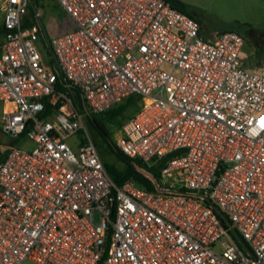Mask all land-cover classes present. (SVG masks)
<instances>
[{"label": "built area", "instance_id": "obj_1", "mask_svg": "<svg viewBox=\"0 0 264 264\" xmlns=\"http://www.w3.org/2000/svg\"><path fill=\"white\" fill-rule=\"evenodd\" d=\"M40 1L0 0V264H264V58L245 33L169 0H56L74 27L47 63ZM132 97L109 139L159 166L152 188L118 185L87 126Z\"/></svg>", "mask_w": 264, "mask_h": 264}, {"label": "rangeland", "instance_id": "obj_2", "mask_svg": "<svg viewBox=\"0 0 264 264\" xmlns=\"http://www.w3.org/2000/svg\"><path fill=\"white\" fill-rule=\"evenodd\" d=\"M195 11L196 16L201 20L204 31L209 35L216 31L237 30L245 33L249 26L257 30H264V0H182ZM41 6L44 8V13L41 16V23L44 29V35L38 45L44 54L47 63H50V56L46 46V40H50L56 35H60L74 27L72 18L68 16L56 0H41ZM3 21V13L0 11V25ZM255 56L258 60L264 57H258L253 46L246 42L243 49V57L252 58ZM167 68V67H166ZM134 108L127 110L116 117H103L102 121L110 135H115L123 121L133 114ZM2 110L3 106L0 102V159L6 153L5 141L8 136L3 132L2 128ZM88 129L92 138L102 156L106 161L115 163L118 167H124V162L117 158L113 153L100 133L87 123ZM73 145V140H69ZM18 146L21 143L16 142ZM25 147L31 149L33 144L30 141L24 143ZM22 264H36L31 259H26Z\"/></svg>", "mask_w": 264, "mask_h": 264}, {"label": "trees", "instance_id": "obj_3", "mask_svg": "<svg viewBox=\"0 0 264 264\" xmlns=\"http://www.w3.org/2000/svg\"><path fill=\"white\" fill-rule=\"evenodd\" d=\"M176 7L186 12L190 16L199 20L196 16L195 11H193L188 4H186L182 0H169ZM38 3V0H32V4L30 5L31 10L34 8V5ZM201 22V20H199ZM202 24V23H201ZM4 32V28L0 25V35ZM246 42L250 43L255 53L258 57H264V30H257L256 28L249 26L248 30L245 32ZM46 40V46L48 54L51 55V48L48 45V40ZM58 88L66 91L71 95L74 100L82 105V100L80 96V92L76 86H74L70 81L61 79L58 83ZM127 108H134V112L138 109V101L136 98H129L126 102L112 108L104 113L94 114L93 116H88L87 121L92 125L103 137L105 142L107 143L109 149L116 154L117 158L124 162V167L120 168L115 163L104 160L107 170L113 177L114 181L121 185L129 178H134L139 184L152 188V179L159 178V166H148L140 159H132L124 155L120 152L109 139L110 134L108 133L102 119L103 117H116L123 114ZM133 112V113H134ZM218 216L224 225V227L229 231L230 235L236 240L239 245H247L242 235L232 226L231 220L226 216V214L220 210H218ZM248 247V245H247Z\"/></svg>", "mask_w": 264, "mask_h": 264}, {"label": "crops", "instance_id": "obj_4", "mask_svg": "<svg viewBox=\"0 0 264 264\" xmlns=\"http://www.w3.org/2000/svg\"><path fill=\"white\" fill-rule=\"evenodd\" d=\"M2 25V24H1ZM4 132V131H3ZM5 133V132H4ZM6 134V133H5ZM7 135V134H6ZM8 136V135H7ZM9 139H10V137L8 136V139H7V141H5L4 143V145H5V149H7V143L9 142ZM5 155H6V153L4 154V156L0 159V162L4 159V157H5Z\"/></svg>", "mask_w": 264, "mask_h": 264}, {"label": "water", "instance_id": "obj_5", "mask_svg": "<svg viewBox=\"0 0 264 264\" xmlns=\"http://www.w3.org/2000/svg\"><path fill=\"white\" fill-rule=\"evenodd\" d=\"M11 142H13V138H10V139H9V143H11Z\"/></svg>", "mask_w": 264, "mask_h": 264}]
</instances>
